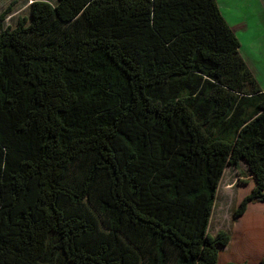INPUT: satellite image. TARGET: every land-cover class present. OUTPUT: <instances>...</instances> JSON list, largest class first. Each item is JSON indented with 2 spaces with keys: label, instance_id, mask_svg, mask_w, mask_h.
Segmentation results:
<instances>
[{
  "label": "trees",
  "instance_id": "1",
  "mask_svg": "<svg viewBox=\"0 0 264 264\" xmlns=\"http://www.w3.org/2000/svg\"><path fill=\"white\" fill-rule=\"evenodd\" d=\"M242 161L234 220L264 204V88L217 0H34L1 31L0 264H220Z\"/></svg>",
  "mask_w": 264,
  "mask_h": 264
},
{
  "label": "rangeland",
  "instance_id": "2",
  "mask_svg": "<svg viewBox=\"0 0 264 264\" xmlns=\"http://www.w3.org/2000/svg\"><path fill=\"white\" fill-rule=\"evenodd\" d=\"M33 1L0 0V33L8 27H16L20 17L29 16ZM217 1L228 24L235 29L237 37L244 45L243 53L251 60V65L257 71L261 86L264 88V16H261L264 11V0ZM246 20L250 22L248 30L240 28V22ZM251 180L248 166L244 161L239 167L228 166L225 170L210 227L212 236L224 230L232 237L230 244L224 247L220 254V264L229 262L260 264L261 258L264 257V226L257 228L255 223L256 221L261 224L258 215L264 217V204H254L252 206L254 209H249L246 220L233 218V210L244 196L251 192L254 185L251 182L244 185L242 182ZM251 234L253 237H250Z\"/></svg>",
  "mask_w": 264,
  "mask_h": 264
},
{
  "label": "crops",
  "instance_id": "3",
  "mask_svg": "<svg viewBox=\"0 0 264 264\" xmlns=\"http://www.w3.org/2000/svg\"><path fill=\"white\" fill-rule=\"evenodd\" d=\"M261 16H264V11H262V13H261ZM240 28H245V29H249L250 28V22H249V20H246V21H242V22H240ZM234 29V28H233ZM234 31H235V29H234ZM236 32V31H235ZM241 42V41H240ZM243 47H244V45L241 43V52H242V55L244 56V58H245V60H246V62L248 63V65L250 66V68L253 70V72L255 73V75L257 76V78H258V75H257V71L253 68V66L251 65V60L243 53ZM259 79V78H258ZM256 204H263V203H256ZM254 204H252V205H250V207H249V209L251 210V209H254L252 206H253ZM249 209H248V211H247V213L242 217V221L243 220H246L247 219V217H248V212H249ZM259 217H260V219H261V224H259L258 222H256L255 221V215H254V221H255V223H256V227L257 228H262L263 226H264V217H261L260 215H258ZM264 235V234H263ZM256 236H258V235H256ZM250 237H253L252 236V234L250 235ZM262 259V258H261Z\"/></svg>",
  "mask_w": 264,
  "mask_h": 264
}]
</instances>
